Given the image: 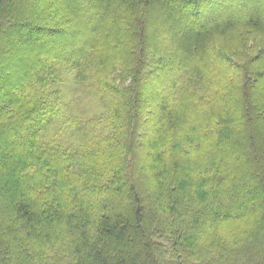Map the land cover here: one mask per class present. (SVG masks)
<instances>
[{
	"label": "trees",
	"instance_id": "trees-1",
	"mask_svg": "<svg viewBox=\"0 0 264 264\" xmlns=\"http://www.w3.org/2000/svg\"><path fill=\"white\" fill-rule=\"evenodd\" d=\"M0 129V264H264V0H0Z\"/></svg>",
	"mask_w": 264,
	"mask_h": 264
},
{
	"label": "rangeland",
	"instance_id": "rangeland-1",
	"mask_svg": "<svg viewBox=\"0 0 264 264\" xmlns=\"http://www.w3.org/2000/svg\"><path fill=\"white\" fill-rule=\"evenodd\" d=\"M61 80L58 89L61 91L60 108L64 117L68 118L71 115H77L80 117L81 123H84L100 114L101 103L98 101L92 88L76 85L71 75H63ZM65 124V119L59 122L53 121L47 130L48 136L52 133L59 132L60 135L62 134L61 143L65 145L78 144L80 135L66 132L65 130H70ZM94 136L96 135L90 134L89 138Z\"/></svg>",
	"mask_w": 264,
	"mask_h": 264
},
{
	"label": "snow or ice",
	"instance_id": "snow-or-ice-1",
	"mask_svg": "<svg viewBox=\"0 0 264 264\" xmlns=\"http://www.w3.org/2000/svg\"><path fill=\"white\" fill-rule=\"evenodd\" d=\"M4 135V130L0 129V136Z\"/></svg>",
	"mask_w": 264,
	"mask_h": 264
}]
</instances>
